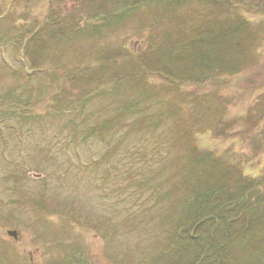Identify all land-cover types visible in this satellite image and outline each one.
<instances>
[{
    "label": "rangeland",
    "instance_id": "1",
    "mask_svg": "<svg viewBox=\"0 0 264 264\" xmlns=\"http://www.w3.org/2000/svg\"><path fill=\"white\" fill-rule=\"evenodd\" d=\"M233 1L252 22L248 39L258 42L231 56L236 72L177 86L150 74L153 95L141 86L140 98L126 83L82 105L79 94L97 82L55 83V74L93 66L109 42L142 51L153 29L135 17L99 30L94 6L81 0H0V264L175 262L177 253L166 251L172 230L164 217L192 198L184 179L196 146L264 183V11L256 8L262 0ZM194 7V16L181 11L188 25L213 17L205 6ZM55 19L62 39H47L40 61L31 42L24 53L30 31ZM167 26L157 30L162 40ZM221 47L219 58L222 41ZM33 58L38 68L28 73ZM15 99L33 117L3 114ZM214 241L218 262L200 264H264L262 223L219 229Z\"/></svg>",
    "mask_w": 264,
    "mask_h": 264
},
{
    "label": "trees",
    "instance_id": "2",
    "mask_svg": "<svg viewBox=\"0 0 264 264\" xmlns=\"http://www.w3.org/2000/svg\"><path fill=\"white\" fill-rule=\"evenodd\" d=\"M81 2L94 6L95 11L91 16L98 21V25L94 26L99 30L101 27L112 28L126 19L135 17L140 22H143V18L153 29L142 51L137 49L135 52L130 48L124 49L121 44L109 42L98 52L93 66L87 65L82 68L67 66L61 74H55V83L61 78H68L78 85L97 82V85L93 84L89 90L79 94L82 105L91 98L90 96L107 95L110 89H118L122 84L127 86L126 83L127 90L131 86L138 88L139 93L135 92L140 98L141 86H144L142 94L153 95L154 91L149 86L150 74L177 86L184 82H201L210 77L217 78L228 71L236 72L237 67L229 62L231 56L240 52L246 44L252 49L258 44L253 38L248 39L250 32L247 28L252 22L243 16L239 1L81 0ZM195 4L210 9L213 17L203 18L197 25H188L187 16H181V11L187 7L193 11L194 16L198 13ZM256 8L258 11H264V1L258 3ZM222 12H227L231 17L222 15ZM56 24L58 19L46 20L37 30L30 31V36L25 39L24 53L31 42L30 46H35L36 51H41L36 56L40 61L39 56L48 49L47 39H62L63 27L58 26L55 29ZM166 24L168 26L161 33L164 38L162 40L157 30ZM174 37H177V40H174ZM248 40L252 44L246 43ZM221 41L225 43L226 52L219 58L217 56L222 48ZM35 58L26 61L32 71L38 68ZM107 69H109L107 76L100 78V71ZM59 91L64 97L67 95L62 90L57 92ZM188 97L186 100H190V96ZM72 98L73 96L70 97ZM196 99H199V96ZM194 100L192 98L193 102ZM11 103V109L2 111L3 114L12 112L15 115L33 117L30 110L24 111L27 104L16 99ZM55 104H58L57 101ZM105 125L107 124L104 123L102 126ZM197 149V146L193 149L197 154H192L194 162L186 166L189 172L185 174L184 179V188L191 190L192 198L179 210L176 212L174 210L173 215L164 217L166 226L172 230L167 234L170 240L166 251L178 255L177 258L174 257L175 262L163 256L161 261L166 259L167 264L179 262L198 264L200 260L203 262L206 259L217 263L220 249L214 250L218 245L217 241H214L216 231L219 229L226 231L230 228L243 231L254 228L258 223L264 224V187L261 186L264 183L259 178L245 175L235 164L223 162L211 151L202 152ZM196 169L200 170L197 174ZM207 250L211 251L209 256L206 254ZM260 253L263 255L264 250L262 249ZM160 255L163 254H157V258Z\"/></svg>",
    "mask_w": 264,
    "mask_h": 264
},
{
    "label": "water",
    "instance_id": "3",
    "mask_svg": "<svg viewBox=\"0 0 264 264\" xmlns=\"http://www.w3.org/2000/svg\"><path fill=\"white\" fill-rule=\"evenodd\" d=\"M29 175H30V176H33V177H38V176H40L41 174L36 173V172H31ZM8 233H9L10 235L14 236V237L17 236V231H16V230H8Z\"/></svg>",
    "mask_w": 264,
    "mask_h": 264
}]
</instances>
